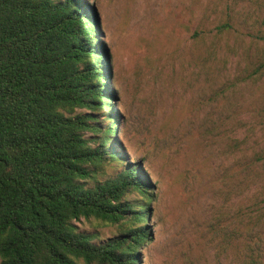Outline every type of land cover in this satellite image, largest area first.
<instances>
[{
    "label": "rangeland",
    "instance_id": "1",
    "mask_svg": "<svg viewBox=\"0 0 264 264\" xmlns=\"http://www.w3.org/2000/svg\"><path fill=\"white\" fill-rule=\"evenodd\" d=\"M84 1L108 68L109 143L124 157L91 167L86 184L138 161L151 197L137 264H250V255L264 263L256 212L264 203V161L256 159L264 155V70H255L264 63V0ZM226 9L235 29L210 33ZM75 224L93 241L120 230L94 218Z\"/></svg>",
    "mask_w": 264,
    "mask_h": 264
},
{
    "label": "trees",
    "instance_id": "2",
    "mask_svg": "<svg viewBox=\"0 0 264 264\" xmlns=\"http://www.w3.org/2000/svg\"><path fill=\"white\" fill-rule=\"evenodd\" d=\"M224 15L210 33L235 29L231 10ZM93 18L84 0H0V264H137L149 238L151 195L138 161L86 184L91 167L124 159L109 143L116 116ZM81 218L120 230L93 241L76 226Z\"/></svg>",
    "mask_w": 264,
    "mask_h": 264
},
{
    "label": "water",
    "instance_id": "3",
    "mask_svg": "<svg viewBox=\"0 0 264 264\" xmlns=\"http://www.w3.org/2000/svg\"><path fill=\"white\" fill-rule=\"evenodd\" d=\"M96 27H98V24H97V22H96Z\"/></svg>",
    "mask_w": 264,
    "mask_h": 264
}]
</instances>
